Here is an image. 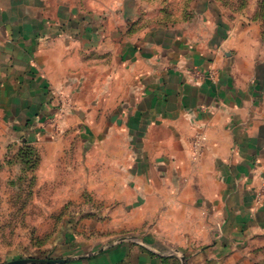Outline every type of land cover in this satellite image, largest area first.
<instances>
[{
    "label": "crops",
    "instance_id": "0c3cea01",
    "mask_svg": "<svg viewBox=\"0 0 264 264\" xmlns=\"http://www.w3.org/2000/svg\"><path fill=\"white\" fill-rule=\"evenodd\" d=\"M2 116L18 138L93 142L66 171L111 189V235L159 236L74 264H264V41L247 11L203 1L157 22L142 0H0ZM66 229L63 255L99 249Z\"/></svg>",
    "mask_w": 264,
    "mask_h": 264
},
{
    "label": "rangeland",
    "instance_id": "374dc122",
    "mask_svg": "<svg viewBox=\"0 0 264 264\" xmlns=\"http://www.w3.org/2000/svg\"><path fill=\"white\" fill-rule=\"evenodd\" d=\"M142 1L157 22L182 20L193 5L203 1L219 5L233 14L247 11L252 20L261 24L264 41V0ZM65 110L59 107V113L63 114ZM14 126L0 123V264H60L58 262L69 259L71 261L61 264H74L123 242L142 247L146 243L160 245L159 236L111 235V219L107 220L105 216L110 215L112 206L105 198L102 201L99 194L101 190L111 189L95 187V180L89 173L66 171L64 164L78 165L76 163L84 159L78 154L80 149L86 147L90 151L94 148L93 142L84 145L81 140H75L67 144L63 140L54 147L49 145V140L18 138ZM201 137L206 136L199 135L200 140ZM63 148L71 150V156L65 155L60 164H56L50 151ZM87 158L89 163H95L93 156ZM105 174L110 176L111 170ZM101 222L104 223L102 228ZM66 227L75 235L73 239L94 241L99 244V249L85 255H63L59 233ZM81 232L83 235H78ZM170 253L188 263L184 253L176 250Z\"/></svg>",
    "mask_w": 264,
    "mask_h": 264
},
{
    "label": "water",
    "instance_id": "95a60500",
    "mask_svg": "<svg viewBox=\"0 0 264 264\" xmlns=\"http://www.w3.org/2000/svg\"><path fill=\"white\" fill-rule=\"evenodd\" d=\"M84 257H87V256H81V258H84ZM183 259V258H182ZM69 261H71V259H69V260H64V261H61V262H58V263H67V262H69ZM12 264H24V262H18V263H12ZM56 264V263H55ZM185 264V263H184Z\"/></svg>",
    "mask_w": 264,
    "mask_h": 264
},
{
    "label": "built area",
    "instance_id": "2783aa9c",
    "mask_svg": "<svg viewBox=\"0 0 264 264\" xmlns=\"http://www.w3.org/2000/svg\"><path fill=\"white\" fill-rule=\"evenodd\" d=\"M204 141H206V137H201L200 143H203Z\"/></svg>",
    "mask_w": 264,
    "mask_h": 264
}]
</instances>
